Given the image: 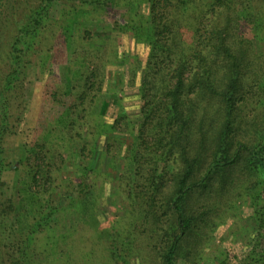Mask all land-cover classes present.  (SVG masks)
Here are the masks:
<instances>
[{
  "label": "trees",
  "instance_id": "trees-1",
  "mask_svg": "<svg viewBox=\"0 0 264 264\" xmlns=\"http://www.w3.org/2000/svg\"><path fill=\"white\" fill-rule=\"evenodd\" d=\"M98 25L148 46L138 121L109 68L130 56ZM31 75L45 76L42 101L14 159ZM102 138L109 176L124 164L110 192L134 217L122 232L100 224L89 178ZM243 205L259 239L242 264H264V0H0V264H133V233L143 263H185Z\"/></svg>",
  "mask_w": 264,
  "mask_h": 264
},
{
  "label": "rangeland",
  "instance_id": "rangeland-1",
  "mask_svg": "<svg viewBox=\"0 0 264 264\" xmlns=\"http://www.w3.org/2000/svg\"><path fill=\"white\" fill-rule=\"evenodd\" d=\"M53 16L58 17L59 10L58 5L53 8ZM146 11V8H144ZM98 25L94 27L95 34L102 35L111 38L114 43L118 45V52L120 54H128L129 61L126 64L121 65H110L109 68L113 71L120 69L124 73V79L122 86L119 85L116 89L122 98V105L130 117L134 120H139V92L138 87L141 83L143 64L147 56L148 46L144 42L135 41L130 39L125 33H120L116 31H111L107 25ZM109 40V41H111ZM112 42V41H111ZM258 48V47H257ZM141 60L140 62L138 61ZM130 62V64H129ZM136 69V75L134 79L131 78V69ZM39 76V77H38ZM37 77L31 75L29 80L26 82V95L27 103L26 107L21 115L20 123L16 130V135L14 139L10 140V146H13L12 157L14 159H19L21 156V148L23 144L30 141L33 128L35 127L36 117L42 101V92L44 87L45 76L38 75ZM122 87V91L119 89ZM119 96V95H118ZM114 97H107L105 112L103 118L107 122H111L116 115L117 108L115 105ZM106 144L105 139L99 141V146L97 148L96 158L93 161V167L95 172H89V178L95 176V183L98 187H102L100 191L99 199V210H100V224L105 219L109 220L108 223L114 220L118 223V227H121V231L125 227H131V220L134 219L132 215L125 214L121 209H123L122 202L119 198H116L110 194L111 187L113 184L117 183V180L125 175L124 164L120 160L116 163V169L118 170V178L114 175L108 174L107 170L109 168L110 158L109 156H102L99 158V153L104 149ZM113 145H111L112 148ZM100 162L99 169L97 167ZM99 172H96L97 169ZM2 179L10 185V187H17L19 185V177L17 173L12 169H7L3 172ZM237 217L227 216L223 223L217 225L211 234V241L203 249L201 258L197 257L187 262L179 261L178 264H242L243 257H245L247 250L256 246V241L259 239L258 229L256 227V220L252 216L251 208L248 206H241L237 211ZM102 214V215H101ZM103 219H102V217ZM134 221V220H133ZM107 226L108 224H103ZM129 227V228H130ZM132 230V229H131ZM130 230V231H131ZM137 236L136 244H139L140 251L138 256L134 255L130 262L133 264H147L143 263L148 261L145 249H141L142 236ZM143 241V240H142ZM260 250H264V239L260 241ZM151 260L149 259V263Z\"/></svg>",
  "mask_w": 264,
  "mask_h": 264
}]
</instances>
